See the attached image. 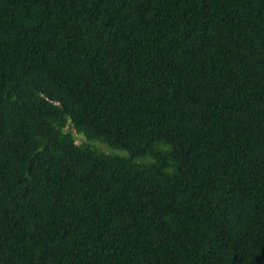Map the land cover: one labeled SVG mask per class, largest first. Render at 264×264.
Masks as SVG:
<instances>
[{"label":"trees","instance_id":"1","mask_svg":"<svg viewBox=\"0 0 264 264\" xmlns=\"http://www.w3.org/2000/svg\"><path fill=\"white\" fill-rule=\"evenodd\" d=\"M0 264H264V0H0Z\"/></svg>","mask_w":264,"mask_h":264},{"label":"rangeland","instance_id":"2","mask_svg":"<svg viewBox=\"0 0 264 264\" xmlns=\"http://www.w3.org/2000/svg\"><path fill=\"white\" fill-rule=\"evenodd\" d=\"M94 145H103V144H101V143H99V142H96V143H94ZM105 146V145H104ZM106 147V146H105ZM107 148V147H106ZM106 150H108V148L106 149ZM120 153H122V152H120Z\"/></svg>","mask_w":264,"mask_h":264},{"label":"water","instance_id":"3","mask_svg":"<svg viewBox=\"0 0 264 264\" xmlns=\"http://www.w3.org/2000/svg\"><path fill=\"white\" fill-rule=\"evenodd\" d=\"M82 139V136L79 138V140H81Z\"/></svg>","mask_w":264,"mask_h":264}]
</instances>
